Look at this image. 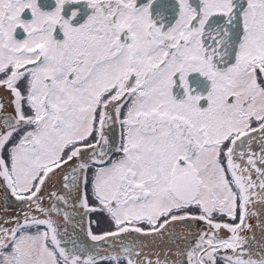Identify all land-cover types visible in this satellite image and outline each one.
<instances>
[{"label":"snow or ice","instance_id":"1","mask_svg":"<svg viewBox=\"0 0 264 264\" xmlns=\"http://www.w3.org/2000/svg\"><path fill=\"white\" fill-rule=\"evenodd\" d=\"M0 264H264V0H0Z\"/></svg>","mask_w":264,"mask_h":264}]
</instances>
